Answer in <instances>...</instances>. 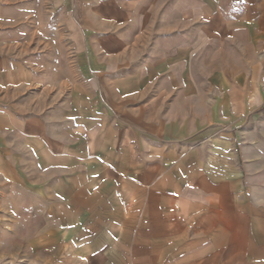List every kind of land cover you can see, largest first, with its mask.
Masks as SVG:
<instances>
[{
	"label": "crops",
	"instance_id": "crops-1",
	"mask_svg": "<svg viewBox=\"0 0 264 264\" xmlns=\"http://www.w3.org/2000/svg\"><path fill=\"white\" fill-rule=\"evenodd\" d=\"M96 1L64 0L73 6L79 27L85 9L96 16L88 24L91 31L73 34H103L104 59L111 62L123 60L133 45L143 51L138 40L145 24L158 21L160 0L146 7L143 0ZM167 1L175 7L180 0ZM181 1L184 14L205 21L200 30L206 39L211 35L212 44L232 42L248 51L247 60L242 52L225 57L238 68L234 76L264 82V57L255 54L259 46L264 50V0ZM150 34L159 36V29L152 27ZM170 45L165 59L174 61L176 48ZM77 47L91 61L88 81H110L102 99L112 114L123 115V81L134 78L122 69L103 75L96 71L99 56L92 43ZM154 47L159 50V42ZM209 53L218 59V52ZM27 80L30 76L12 61H0V183L17 185L16 179H23L31 186L30 176L17 173L31 170L34 163L40 175L34 191L26 193H33L46 210L42 217L52 229L47 241L65 244L82 261L91 260L93 252L104 253V262L97 264H264V147L242 171L237 149L218 141H213L214 150L205 154L202 148L195 157L161 154L153 145L144 154L142 141L123 134L144 126L122 122L89 139L88 155L81 154L77 147L65 146L62 123L51 128L46 108L32 113L29 103L11 102L21 93L17 83Z\"/></svg>",
	"mask_w": 264,
	"mask_h": 264
},
{
	"label": "rangeland",
	"instance_id": "rangeland-1",
	"mask_svg": "<svg viewBox=\"0 0 264 264\" xmlns=\"http://www.w3.org/2000/svg\"><path fill=\"white\" fill-rule=\"evenodd\" d=\"M150 1L143 0L144 6ZM182 6L181 0L175 7L160 0L158 21L145 24L138 40L140 46L144 43V50L133 45L123 60L111 62L104 59L103 34H73L92 30L88 24L96 16L88 9L79 15L80 22H84L79 27L73 6L69 8L64 0H0V61L10 60L17 70L30 76L26 83H17L21 93L11 102L29 103L32 113L46 108L48 123L53 124L49 127L54 129L55 123H62L65 146L77 147L81 154L88 155L89 139L110 133L111 125L125 122L144 126L123 131L129 139L143 142L144 154L153 145L161 154L195 157L202 148L205 154L214 150L213 141H218L228 143L231 150L237 149L242 171L243 165L258 160L257 155L263 153L264 82L234 76L233 70L238 68L225 57L230 52L237 56L242 52L247 60L248 51L241 50V46L239 51L238 44L232 42L212 44L211 35L206 39L200 30L204 20L195 14H184ZM171 25L175 27L168 32ZM121 27L123 20L118 24V29ZM152 27L155 32L159 29V36L150 34ZM157 42L159 50L153 49ZM80 43H92L94 55L99 56L96 71L109 75L122 69L123 75L134 78L123 81V115L112 114L102 99L104 91L113 85L110 81H88L91 61L88 52L77 47ZM168 45L176 48L172 52L174 61L165 59ZM255 51L261 60L262 46ZM209 52H218V59ZM56 107L57 113L52 112ZM88 124L100 129L91 130L94 128L85 127ZM34 167L31 163V170L17 173L30 176L31 186L25 185L21 177L20 181L16 179L20 182L17 185L0 183V264L104 262V253L93 252L91 260L82 261L65 244L62 247L47 241L52 229L42 217L46 210L33 193H26L34 191V182L40 175Z\"/></svg>",
	"mask_w": 264,
	"mask_h": 264
}]
</instances>
